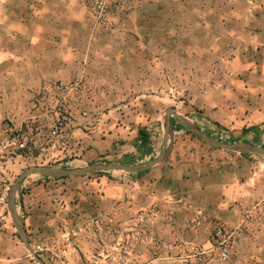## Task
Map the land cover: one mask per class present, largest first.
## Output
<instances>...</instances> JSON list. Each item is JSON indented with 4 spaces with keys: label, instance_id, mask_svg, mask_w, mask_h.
<instances>
[{
    "label": "crops",
    "instance_id": "crops-1",
    "mask_svg": "<svg viewBox=\"0 0 264 264\" xmlns=\"http://www.w3.org/2000/svg\"><path fill=\"white\" fill-rule=\"evenodd\" d=\"M70 3L0 0V131L4 121L18 130L28 127L46 159L59 167L82 168L130 159L134 165L147 163L151 157L139 152V131L150 132L152 151L155 140L163 149L164 131L158 137L151 131L159 126V101L165 97L184 95L185 115L203 133L207 126L224 142L252 127L264 128V0H201L193 15L200 18L207 46L197 48L186 40L184 51L167 52L177 64L170 71H178L168 81L159 49L146 56L143 44L136 42L133 51L124 40L133 39L130 33H122L123 47H111L110 35L98 43L81 31L83 20L69 13ZM76 78L90 95L72 106L67 139L60 144L49 136L46 122L52 115L41 108L38 94ZM178 133L183 131H174L175 141ZM259 142L264 145V135ZM74 179L83 185L94 181ZM95 183L109 190L144 185L151 197L175 200L178 216H196L200 222L192 220L186 232L199 224L204 242L218 224L234 231L231 264H264V156L211 150L185 139L174 144L165 162L143 175L108 172ZM28 188L27 201L33 204L46 186ZM24 223L26 229L28 220Z\"/></svg>",
    "mask_w": 264,
    "mask_h": 264
},
{
    "label": "rangeland",
    "instance_id": "rangeland-1",
    "mask_svg": "<svg viewBox=\"0 0 264 264\" xmlns=\"http://www.w3.org/2000/svg\"><path fill=\"white\" fill-rule=\"evenodd\" d=\"M62 1L72 3L68 5L67 10L76 18L83 20L80 25L81 31L88 32L98 43L99 41L102 43V38L110 35L114 39L115 44L111 46L114 48L123 47L122 43L125 40L130 42L133 51L137 48L136 42L139 47L143 44L146 56L149 50L159 49L164 69L162 74L166 81L178 73L170 71L177 64H174V57L166 55L167 52L184 51L186 40L189 45L197 48L207 46V42L202 40L204 33L200 31V18L193 15L196 9L200 10L201 0ZM214 29L216 31L215 26ZM122 33H130L133 39H120ZM136 33L140 36L137 37ZM213 34L220 35L218 32ZM180 58L184 60L189 56ZM165 98L167 99L159 101L161 115L159 126H155L151 133L157 132L158 137L162 133L161 130L164 131V112L170 108L196 125L185 115L187 100L184 95L176 96V100ZM7 125L14 131L30 134L31 142L25 150H0V264H37L31 251L38 246L43 249L38 255L46 264L196 263L197 253L207 244V241L203 240L206 234L201 231L199 224H196L193 231L186 232L190 223L198 220L196 216H178L175 200L162 195L159 198L151 197V194L146 193L149 191L148 188H143L144 185L138 188L125 185L126 188L122 190L105 189L104 186L95 183L98 177L103 176L98 174L83 176L85 180H94L92 184L87 182L85 185L73 183L78 181L74 177L55 180L32 175L24 181L27 186L23 189L24 195L22 191L18 195L17 205L20 216L24 221L28 220L26 232L31 247L28 248L18 236L8 211L7 198L10 187L24 170L31 167L51 166L66 169L75 167L70 165L59 167L58 163L46 159L44 151L35 146V134L31 133L28 127L18 130L10 121H4L1 126L5 128ZM178 126L172 119L173 130H181L183 134L176 135L171 152L175 143L185 139H193L202 147L215 149L184 128L179 129ZM157 127L161 129L156 130ZM202 127L204 134L212 133L209 127ZM4 128L0 131V141L6 137ZM255 130L256 128L252 127L249 132L253 133L244 134L241 131L232 137L241 140L240 142L254 144ZM260 131L261 139L264 128ZM259 140L255 145L263 147ZM157 141L154 142L156 150L150 154L151 158L146 162L161 153L162 147L160 143H156ZM50 182H63L64 186L48 187L46 183ZM36 185H45L46 188L31 204L27 201L30 191L28 187ZM187 234L189 236L191 234L189 241L186 240Z\"/></svg>",
    "mask_w": 264,
    "mask_h": 264
},
{
    "label": "water",
    "instance_id": "water-1",
    "mask_svg": "<svg viewBox=\"0 0 264 264\" xmlns=\"http://www.w3.org/2000/svg\"><path fill=\"white\" fill-rule=\"evenodd\" d=\"M172 119L182 128L188 132L196 135L205 144L215 149L224 150L226 152L235 153L239 155H255L264 156V147L258 146L248 142L239 143H225L218 141L210 136L204 134L196 125L190 123V121L178 113L173 108L167 109L164 112V146L161 153L144 164L138 165H126L122 163H104V164H92L82 168L66 169L57 168L51 166H35L24 170L20 176L16 179L15 183L10 187L8 191V211L12 218L14 227L18 233V236L23 241V243L30 247V242L28 240L27 232L25 229V223L23 218L18 212V195L21 193V188L24 181L32 176L38 175L49 179H65L73 177H82L95 174L98 172H123L129 175L138 174L146 172L153 169L154 167L165 162L171 153L172 143L174 141V130L172 128ZM34 261L37 264H46L42 258L31 251Z\"/></svg>",
    "mask_w": 264,
    "mask_h": 264
},
{
    "label": "built area",
    "instance_id": "built-area-1",
    "mask_svg": "<svg viewBox=\"0 0 264 264\" xmlns=\"http://www.w3.org/2000/svg\"><path fill=\"white\" fill-rule=\"evenodd\" d=\"M83 95H90L84 83L76 78L72 82L56 83L43 89L38 94L41 108L49 113L51 118L46 122L49 136L57 143H64L72 122L71 108L78 104ZM6 137L0 141V150H25L31 142L28 133L14 131L7 125L4 128ZM236 233L228 227L218 224L207 242L197 253L195 264H231L236 244ZM41 247H36L34 253L40 254Z\"/></svg>",
    "mask_w": 264,
    "mask_h": 264
},
{
    "label": "trees",
    "instance_id": "trees-1",
    "mask_svg": "<svg viewBox=\"0 0 264 264\" xmlns=\"http://www.w3.org/2000/svg\"><path fill=\"white\" fill-rule=\"evenodd\" d=\"M178 128H179V129H183V128L180 127V126H178ZM183 130H184V129H183ZM249 130H250V129L244 130L243 133L246 134V133L249 132ZM188 133H189V132H188ZM259 133H260L259 130L256 129V130H255V135H256L255 138H256V140H255L254 144H256V143H257V140L260 139V135H261V134H259ZM191 134H192V133H191ZM207 135L210 136L211 138H214V139L218 140V141L224 142V139H222L220 136H219V137H215V136H213V135H211V134H207ZM195 137H197V136H195ZM151 138H152V137H151V134H150V132L148 131L147 128H143V129H141V130L139 131L138 146H139V152L142 153L143 155H146V154H152V153L154 152V151H152V148L150 149V143H151V141H152ZM197 138H198V137H197ZM240 141H241V140H235V139L232 137V138L229 139V141H225V142H227V143H238V142H240ZM263 147H264V145H263ZM242 156H251V155H242ZM124 164H126V165H134L135 163H134V160L130 159L129 162L124 163ZM147 172H149V170L146 171V172L138 173V174H136V175H143V174H145V173H147ZM95 174H98V175H106V174H108V172H98V173H95ZM55 180H59V179H55ZM22 194L24 195L23 190H22Z\"/></svg>",
    "mask_w": 264,
    "mask_h": 264
}]
</instances>
